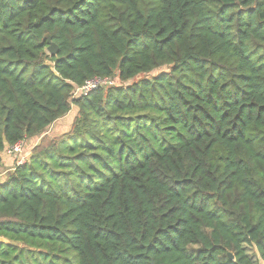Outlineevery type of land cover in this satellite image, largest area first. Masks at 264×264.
Wrapping results in <instances>:
<instances>
[{
    "label": "trees",
    "instance_id": "16d2710c",
    "mask_svg": "<svg viewBox=\"0 0 264 264\" xmlns=\"http://www.w3.org/2000/svg\"><path fill=\"white\" fill-rule=\"evenodd\" d=\"M35 137L0 264H264V0H0V168Z\"/></svg>",
    "mask_w": 264,
    "mask_h": 264
},
{
    "label": "built area",
    "instance_id": "2783aa9c",
    "mask_svg": "<svg viewBox=\"0 0 264 264\" xmlns=\"http://www.w3.org/2000/svg\"><path fill=\"white\" fill-rule=\"evenodd\" d=\"M116 79L112 77H99L95 76L92 78H89L84 81V83L76 87L74 91L72 92V98H75L77 96H86L90 94L91 92L98 90V89H107L109 87H112L116 83ZM25 141L21 140L14 145H12L8 150L7 154L9 155H16L19 156L20 159L17 161V164H22L25 162V159L23 158V149H24ZM258 264H263L259 262Z\"/></svg>",
    "mask_w": 264,
    "mask_h": 264
},
{
    "label": "rangeland",
    "instance_id": "374dc122",
    "mask_svg": "<svg viewBox=\"0 0 264 264\" xmlns=\"http://www.w3.org/2000/svg\"><path fill=\"white\" fill-rule=\"evenodd\" d=\"M117 80V79H116ZM117 82V81H116ZM119 82H117L118 84ZM77 114V110L75 107L71 108V111L64 116L63 118H60L59 120H57L56 122H54L52 124V126L47 130V135L50 138H54V137H59L63 134H66L68 132H70L71 126L73 124V120L75 118ZM40 141V137L39 138H32L29 140L25 141V145H24V149H23V158L26 160L27 157H29L30 151L31 149ZM5 158H11L14 160L13 162V166L17 163V161L20 159L19 156H15V157H11L10 155H8L7 153L3 155V160H7ZM11 166V168L13 167ZM7 173V172H6ZM3 174L4 175L6 174ZM2 177V178H3ZM1 178V179H2Z\"/></svg>",
    "mask_w": 264,
    "mask_h": 264
},
{
    "label": "water",
    "instance_id": "95a60500",
    "mask_svg": "<svg viewBox=\"0 0 264 264\" xmlns=\"http://www.w3.org/2000/svg\"><path fill=\"white\" fill-rule=\"evenodd\" d=\"M45 38L47 39V42L49 44L46 51L48 52L49 55L55 56L58 52L57 46L53 42H51V38L49 35H46ZM0 243L6 245L12 244L9 240L5 238H0ZM229 258L232 259V256L230 254H229Z\"/></svg>",
    "mask_w": 264,
    "mask_h": 264
},
{
    "label": "crops",
    "instance_id": "0c3cea01",
    "mask_svg": "<svg viewBox=\"0 0 264 264\" xmlns=\"http://www.w3.org/2000/svg\"><path fill=\"white\" fill-rule=\"evenodd\" d=\"M7 160L2 159V168H0V181L3 177V174L11 170V166H13L14 160L11 158H5Z\"/></svg>",
    "mask_w": 264,
    "mask_h": 264
}]
</instances>
